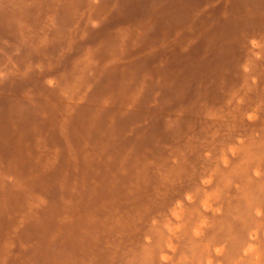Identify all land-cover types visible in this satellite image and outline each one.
Returning <instances> with one entry per match:
<instances>
[{
	"label": "bare ground",
	"instance_id": "bare-ground-1",
	"mask_svg": "<svg viewBox=\"0 0 264 264\" xmlns=\"http://www.w3.org/2000/svg\"><path fill=\"white\" fill-rule=\"evenodd\" d=\"M36 1L49 5L60 1L64 5V12H70L69 9L79 6L80 3V0ZM231 1L234 2L230 0V4ZM11 2L12 6L8 5L0 12V34L15 37V34L19 33L15 26L16 20L24 17L25 10L18 7L23 4L22 0H10V4ZM14 3L19 4L14 6ZM148 4L150 2H147V6ZM169 5L170 0H158L154 1L148 10L163 19ZM95 9H91V14H99ZM130 10L128 13L132 12ZM226 11H229L228 8ZM182 12L181 17L188 18L186 10ZM175 15L177 14L174 13ZM62 17L66 18L65 15ZM69 18L72 19L70 22L74 21L75 28L85 30L84 21L78 27L76 24L80 21L75 20V15L70 13ZM88 22L90 23L89 20ZM38 26L44 28L46 24ZM122 28L123 26L109 29L101 40L94 43L91 52L83 50L80 58L74 57L70 60L68 73L59 76V81L65 86L62 87L65 89L64 93L45 88L37 91L22 89L15 95L18 100L5 110L8 117L0 124V256L4 259H32L39 264H163L160 259H163L165 264H264V240L253 245L254 239L243 235L249 225L246 218L264 203V175L260 180L251 181L244 180L240 173L236 174L234 171L231 172L239 179L242 191L238 195L237 204L232 208V213L217 226V230L214 226L205 240L193 241L188 255L179 254L174 258L173 255L164 253L167 249L166 244L162 245L164 243L161 224H154L149 220L151 213L157 205L168 206L176 196L181 195L182 191L178 190L177 183L192 169L189 168V161L194 148L193 142L197 143V139L203 136L208 128L200 126L196 130L200 123L196 119L199 117L197 111L200 108L197 101L186 111L189 118L178 119L180 113L171 123L166 122L155 131L141 129L133 123L127 124V115L145 111L157 115L172 102L178 104L183 97L182 90H177L170 99L157 102L155 109L146 108L151 102L146 99L148 93L144 86L146 80L152 76L136 73L137 56L133 55L130 59L126 56L127 52H133L135 45H125L127 33L122 31ZM151 30L153 35L161 34L164 40L161 42L162 48L175 50L171 78L180 80L183 77L182 80L185 81V74L194 60L192 55L181 51L186 46L187 39L191 37L189 32L160 27H152ZM66 31L68 33L69 30ZM21 32L26 33L25 30ZM52 32L46 53H42L45 47L38 46L41 49V52H38L33 43L24 44V48L19 46L21 55L12 53L13 57L19 58L18 65V60L12 61L3 47L4 53L0 62L5 64L6 74L12 78L34 80V63L42 61V64L52 65L58 62L66 50L64 33L60 34L55 28ZM152 43L153 41L142 40L139 44L140 52L149 49L157 53L158 48L151 46ZM54 52L57 54L54 55ZM110 56H115L116 59L106 63ZM64 69L66 70V67ZM47 74L48 70L44 68L39 71L38 76L42 79ZM91 84H96V87L88 97ZM3 86L0 84V94ZM5 93L10 95L12 92L5 89ZM160 95L157 94L154 98L160 99ZM77 110H80L81 114H76ZM238 111L243 113V109ZM152 120L147 121V124ZM184 131H188V134ZM165 143L168 144L165 146ZM252 143L256 146L255 155L250 157L249 163L245 160L244 163L246 162L245 165L247 164L249 169L253 165V168L258 170L264 164V133L259 144L254 141ZM242 150L250 151L249 148ZM193 175L196 176L194 173ZM170 193L176 196H168ZM249 223L256 227L262 225L253 217ZM20 229H39L43 233L34 237L25 234L24 238L18 235L19 243L16 245L18 233L15 232ZM69 231H73L81 242L77 241L79 247L71 253L70 259L58 261L55 256L60 243L56 245L54 239L60 237L62 243ZM147 237L152 239L149 243H146ZM247 240L252 243L247 245ZM217 242L222 244L214 245ZM212 245L215 246V261L207 259L208 257L205 259V250L209 251Z\"/></svg>",
	"mask_w": 264,
	"mask_h": 264
},
{
	"label": "rangeland",
	"instance_id": "rangeland-1",
	"mask_svg": "<svg viewBox=\"0 0 264 264\" xmlns=\"http://www.w3.org/2000/svg\"><path fill=\"white\" fill-rule=\"evenodd\" d=\"M90 1L91 0H80L79 6H74L72 9H69L70 12H64V5L61 4L60 1L57 2L58 5L56 3L52 5L48 3L41 4L36 0H22L23 4L21 5H18L19 3H14V6L18 5V7L25 10V14L24 17L20 19L17 18L16 20L17 23L15 26H17V33L19 32L18 35L15 34L16 38L13 35L9 37L5 34H0V57L5 51L10 55L12 61L18 60V65L19 58H17L16 55V58L13 57V54L19 53L21 55V51L18 47L24 48V44L32 43L34 44L33 46L38 48V52H41L39 47H45V51L42 53L48 52L47 49L49 48L50 39L53 36V28L57 29L60 34L64 33L63 40L65 41L63 42H65L64 49L66 50L64 54L60 56L61 61L59 60L55 62V64H42V61L34 63L33 66L35 71L33 72V79L35 81L32 79L29 80V78L25 80L21 77H10L6 74L7 70L5 64L0 62V84L4 85L0 94V124L6 121L8 116L5 110L18 100V97H15V95L22 89L37 91L41 88H45L52 91L59 90V92L64 93L65 89L62 87L65 88V86H62L59 81V76L60 74L68 73L70 60H73L74 57L80 58L83 50L91 52L94 43L101 40L105 34L109 32V29H116L119 26H123L121 30L127 33H125V45H135L133 52H127L126 56H128L129 59L133 55L137 56L136 73L139 75L146 73L148 76H152L146 80L144 86L145 91L148 93L146 99H149V102H151L150 106L146 108L155 109V104L157 102H161L163 99H170L177 90H182L181 97H183L178 104L172 102L165 110L157 115L153 112L150 113L146 111L127 115L125 117L127 119V124L133 123L141 129L145 128L149 131H155L161 128L166 122L171 123L174 117L180 113L178 119L189 118L186 111L191 107L194 101H197L200 108L197 111V116L199 117L196 119H198L200 123L197 125L196 130H198L200 126L205 127V129L208 128V131H205L203 136L197 139V143L193 142L194 148L192 149L190 155L191 159L189 161V168H192L189 170L191 174L187 172L185 177L183 176L184 178H181L177 183L178 190L182 191L181 195L176 196L174 193H170L168 196H176L172 203L168 206L157 205L152 211L149 219L154 224H161L164 237H162V243H164L162 245L164 246L166 244L167 249L164 253L173 255L174 258L179 254L188 255L190 244L193 241L201 242L205 240L214 226L217 230V226L227 218V215L232 213L233 206L237 204L239 199L238 195L242 191V186L238 181L239 179H237L231 171H234L236 174L240 173L244 180L249 179L251 181L260 180L264 175V164L263 167L258 168V170L253 168V165L250 169L247 164L245 165L246 162L249 163L248 160H250V157H252L253 154L255 155L256 146L252 141L258 142L259 144L263 139L264 133V0H256V2H254L255 0H234V2L231 1V4L230 0H170L169 7L165 10L166 12L164 11L166 14H163V19H160L158 15H154L148 10L149 6L154 1L158 2V0ZM48 2H50V0H48ZM147 2H150L148 6ZM8 5L12 6L10 0H0V12ZM249 6L250 9L253 6L251 10ZM92 8H96L95 10L99 14H91ZM227 8L229 11H226ZM206 9L207 11L205 12L204 10ZM129 10L132 12L128 13ZM182 10H186L188 18L184 19L181 17L183 16L180 15L183 13ZM70 13L75 15V20L80 21V23L76 24L78 27H80L81 22L84 21L86 23L84 31L82 28H75L74 21L73 23L70 22L72 20L69 18ZM174 13L177 15L174 16ZM62 15H65L66 18L64 19ZM261 16H263V18ZM173 19H175V21ZM45 24L46 26L44 28L38 26ZM48 26L51 29L48 28ZM152 27L154 29H158V27L161 29H174L175 31L182 29L186 33L189 32L191 37L187 39L186 46L181 51L186 53V55H192L194 60L191 62V66L185 74V81L182 80L183 77L180 80L171 78L173 73L172 60L174 59L175 50L171 51L166 47L162 48L161 42L164 40L160 33L158 36L157 34H151L153 30H151ZM202 28H204V32H202ZM65 29L69 30L68 33ZM21 30H25L26 33H22ZM70 30H72L73 34H71ZM78 33L84 36H80ZM67 38L68 41H66ZM142 40L153 41L151 46H156L158 52L155 53L149 49L140 52L139 44ZM74 41L77 43L75 44ZM3 47H5L4 51L2 50ZM56 54L57 52H54V55ZM62 58L64 60H62ZM115 59V56L114 58L110 56V58L106 59V63ZM125 59L127 60V58ZM65 67L66 70L64 69ZM44 68L48 70V74L41 79L38 76L39 71L44 70ZM183 75L182 73V76ZM22 86L24 87L22 88ZM95 87L96 84H91V86H89L88 97ZM166 88L170 89L165 90ZM5 89L12 93L10 95H5ZM157 94H161L160 99L154 98ZM64 97L66 96H63V98ZM238 109H243V113L241 114ZM76 112V114H81L80 110ZM128 112L130 113V111ZM151 119H153L152 122L147 124V121ZM184 133L187 135L188 131H184ZM165 139L168 140V138ZM230 140L232 141L230 142ZM167 144L168 143H165V146ZM224 144H226V147ZM216 147L218 148L216 149ZM245 148H249L250 151L244 152L242 149ZM244 160L246 161L245 163ZM236 162L237 166H235ZM197 164H199L198 167ZM210 168L215 170L213 171ZM193 173L196 174V176L193 175ZM183 180L186 181V184H184ZM215 184H217V186ZM227 196L229 200H227ZM225 203H227V205ZM251 217L260 221L262 224L261 227L251 226L249 223ZM246 223L249 225H247L243 235H246L250 239H254L253 243L247 240V245L251 243L257 245L258 242L264 240V203L259 206L258 209L251 212L246 218ZM0 232H2L1 229ZM11 232L13 233V231ZM15 233H18L15 239V244L18 245V235H21L22 238L25 237V234L34 237L40 235L43 231L39 229H20ZM64 237L65 240L62 243L60 242V237H55L54 239L56 245L60 243L57 247L55 256V259L58 261L70 259L71 253L79 247V242H81L80 239L75 237L73 231L67 232ZM151 240V238L147 237L146 243H149ZM221 244L222 243L217 242L214 245L220 246ZM214 248L215 246L212 245L209 251L205 250V259L208 257L207 259L216 260ZM79 249H81V247ZM23 259L25 260V258ZM23 259L17 257L4 259L0 256V264H26V262L28 264H39L38 261H33L32 259L25 260L26 262H24ZM160 261L165 264L163 259H160ZM172 262L174 261L172 260Z\"/></svg>",
	"mask_w": 264,
	"mask_h": 264
}]
</instances>
